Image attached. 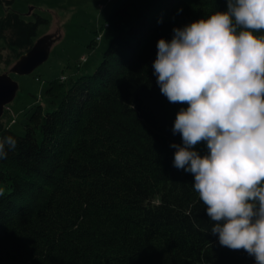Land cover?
<instances>
[{"label":"trees","instance_id":"trees-1","mask_svg":"<svg viewBox=\"0 0 264 264\" xmlns=\"http://www.w3.org/2000/svg\"><path fill=\"white\" fill-rule=\"evenodd\" d=\"M226 10V0H122L92 73L48 81L50 106L34 107L23 134L0 119V138L17 139L0 160V264L255 261L220 245L193 174L173 166L172 128L188 105L161 94L152 67L159 39ZM5 12L0 40L21 55L42 18Z\"/></svg>","mask_w":264,"mask_h":264},{"label":"clouds","instance_id":"clouds-1","mask_svg":"<svg viewBox=\"0 0 264 264\" xmlns=\"http://www.w3.org/2000/svg\"><path fill=\"white\" fill-rule=\"evenodd\" d=\"M216 11L157 42L154 74L170 103L187 104L174 121L181 135L173 166L215 222L221 246L243 249L264 264V0H226ZM206 142L200 155L195 146ZM17 139L0 138V160Z\"/></svg>","mask_w":264,"mask_h":264},{"label":"rangeland","instance_id":"rangeland-1","mask_svg":"<svg viewBox=\"0 0 264 264\" xmlns=\"http://www.w3.org/2000/svg\"><path fill=\"white\" fill-rule=\"evenodd\" d=\"M120 2L122 0H0V17L5 11L13 10L27 21L42 18L34 42L44 35L54 37L45 62L26 74L10 72L19 55L0 40V74L8 73L18 84L13 100L6 103L0 116L5 126L23 134L27 115L34 107L40 105L44 110L50 106L45 93L48 81H63L62 75L74 78L93 72L113 32L105 20ZM96 34H100L99 40H95ZM81 56L85 59L81 60ZM239 264H256V261L245 260Z\"/></svg>","mask_w":264,"mask_h":264},{"label":"water","instance_id":"water-1","mask_svg":"<svg viewBox=\"0 0 264 264\" xmlns=\"http://www.w3.org/2000/svg\"><path fill=\"white\" fill-rule=\"evenodd\" d=\"M54 41L52 35H44L38 38L32 46L13 63L10 72L17 74L30 73L34 68L45 62L48 58L51 44ZM18 84L8 73L0 74V116L6 103L11 102L15 96Z\"/></svg>","mask_w":264,"mask_h":264},{"label":"built area","instance_id":"built-area-1","mask_svg":"<svg viewBox=\"0 0 264 264\" xmlns=\"http://www.w3.org/2000/svg\"><path fill=\"white\" fill-rule=\"evenodd\" d=\"M108 24H106V26H107ZM100 39V34H96V36H95V40H99ZM85 59V57L84 56H81V60H84ZM63 77V78H62ZM62 77H61V80H64L65 79V77L62 75Z\"/></svg>","mask_w":264,"mask_h":264},{"label":"crops","instance_id":"crops-1","mask_svg":"<svg viewBox=\"0 0 264 264\" xmlns=\"http://www.w3.org/2000/svg\"><path fill=\"white\" fill-rule=\"evenodd\" d=\"M13 1V0H12Z\"/></svg>","mask_w":264,"mask_h":264}]
</instances>
